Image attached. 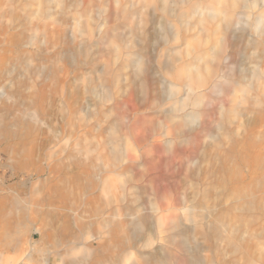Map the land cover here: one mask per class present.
<instances>
[{
	"label": "bare ground",
	"instance_id": "1",
	"mask_svg": "<svg viewBox=\"0 0 264 264\" xmlns=\"http://www.w3.org/2000/svg\"><path fill=\"white\" fill-rule=\"evenodd\" d=\"M53 1L22 0L45 18L53 14L40 7ZM74 1L87 12L100 0ZM116 1L159 5L181 22L209 9L222 33H180L167 21L145 32L155 52L143 46L120 60L109 36L125 34L104 27L82 44L85 60L71 51L63 77L58 53L37 44L31 155L44 160L49 241L64 264H264V71L231 48L257 0ZM103 51L111 57L92 75ZM80 64L90 77L75 84Z\"/></svg>",
	"mask_w": 264,
	"mask_h": 264
},
{
	"label": "rangeland",
	"instance_id": "2",
	"mask_svg": "<svg viewBox=\"0 0 264 264\" xmlns=\"http://www.w3.org/2000/svg\"><path fill=\"white\" fill-rule=\"evenodd\" d=\"M100 1L88 5L87 12H82L84 4L80 1H53L49 9L48 6L40 7L41 11L53 14L52 18H45L36 15L38 12L34 13L37 8L35 4H26L22 0H0V264H64L58 255L61 249L58 240L51 243L48 239L44 160L35 164L31 155L34 142L31 118L32 68L28 67L34 64L32 52L37 44L46 53H58L57 57L60 59L57 62L62 70L58 74L63 77V74L65 76L73 70L74 64L69 58L71 51L78 54L80 61L85 60L82 56V44H94L100 33L98 30L104 27L113 28L120 35L125 34L121 39H115V34L109 36V41L119 47L120 60H124L130 51L141 54L139 49L143 46L149 49L153 46L155 52L159 48L156 47L157 39L150 42L145 32L156 36L165 29L163 25H168L167 21L171 22L173 29L180 30V33L187 28L195 33L198 25L206 27V31L213 35L219 36L222 33V17L218 15L213 19L209 9L195 13L187 21L181 22L175 15L166 17L159 5L155 7L148 2ZM194 2L206 6L212 0ZM23 6L25 10L21 8ZM174 7L179 10L185 6L177 4ZM105 18H108V22ZM36 25L39 28L37 31L32 29ZM42 27L44 29H40ZM241 27L243 34L231 48L247 53L245 63L264 71V0H257ZM82 28L84 31L78 32ZM130 30L140 39L133 42L134 38L127 36ZM217 32L220 33L217 35ZM45 45L50 47L47 49ZM102 54L109 56L104 51L96 54L93 67L98 68L92 75L99 74L98 70L104 66L106 59ZM114 54L116 53L112 52V56ZM90 68L91 65L80 64L74 71L77 79L73 82L85 83L90 77L87 73ZM39 120L37 125L46 129L47 124L42 116ZM42 137L44 138V134L40 135ZM75 260L78 264V257Z\"/></svg>",
	"mask_w": 264,
	"mask_h": 264
}]
</instances>
